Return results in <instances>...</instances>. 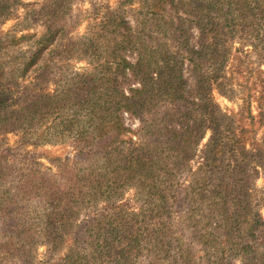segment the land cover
I'll return each mask as SVG.
<instances>
[{"label":"trees","instance_id":"1","mask_svg":"<svg viewBox=\"0 0 264 264\" xmlns=\"http://www.w3.org/2000/svg\"><path fill=\"white\" fill-rule=\"evenodd\" d=\"M129 2L131 0H121L120 4ZM186 4L190 6L187 12L192 25L185 26L181 22L170 29V33L169 27L161 30L173 40L174 50L162 45L148 49L140 38L135 43L136 35L132 36L124 26L121 32L120 24L111 18L110 36L127 40L131 48L138 49L137 62L134 65L125 62L122 66L123 71L129 69L127 80L137 87L130 88L125 95L115 88L116 78H108V93H95L100 100L99 110L92 107L93 99L85 85H72L53 95L27 94L25 90L15 93L11 83L6 82L11 76L3 67L7 62L0 61V131L3 133L29 123L32 118L42 117L49 104L54 109L59 106L75 109L78 105L90 109L91 115L99 113L96 134L104 135L103 126H107L108 140L115 143H121L122 132H127L122 113L138 119L141 124L139 136L144 145L130 143L121 150L116 143L108 151L96 149L90 153L102 155L100 164L95 161L81 164V160H74L70 165H63L57 175L45 172L49 175L48 181L35 180L38 183L33 186L39 195L34 198L45 200L44 210L51 218L48 225L52 231H58L62 224L69 225L86 207L87 196H93L96 202L106 198L113 210L118 208L114 205L119 188L134 187L139 201V195L146 197L144 207L137 213L119 209L91 223L84 237L92 241L80 242L68 256L69 264H85L82 260L94 264L93 258L88 259L94 253L101 264H193L192 255L197 251L202 252V261L197 264H234L235 261L264 264V254H258L264 220L251 195L256 167L264 165V141L251 143L247 148L241 122L234 115L222 112L213 99V91L223 93L227 81L224 65L230 54V37L239 32L247 34L252 28L264 32V0H187ZM8 10V0H0V23L7 19ZM192 29L197 32L195 43H191ZM51 34L48 28L38 42L45 45L52 42ZM2 50L0 38V56ZM41 51L37 49L33 55L38 57ZM33 60L34 57L24 64L25 69ZM185 63L189 72L187 78L182 68ZM260 88L257 97L260 111L252 117L247 110L245 116L251 120V126L257 127L264 123L261 107L264 79ZM104 100L108 102L105 112ZM155 109L156 113L163 112L160 126L157 121L152 124L147 119L149 112L155 114ZM239 114L242 116V111ZM206 131H210V136L201 151L202 161L197 169L201 173L193 174L187 186L190 189H183L186 192L183 211L188 221L184 230L192 232L189 239H184L170 232L171 216L167 213L166 221L165 212L170 193H176L177 186L181 187L178 178L188 174L187 166ZM1 165L5 166L0 155V264H28L30 252L23 241L17 239L25 229L18 230L17 235L12 232L11 216L21 207L11 204L16 203V199L10 186L3 182L14 178V184L19 186L11 189H19L20 196L25 198L24 181L33 180L30 176L21 178L9 174ZM85 182L89 183L87 195L81 189ZM156 200L160 210L149 227L146 217L149 206L153 205L151 202ZM192 217L193 223L189 221ZM49 239L54 241L55 237L50 234ZM83 245L91 251L87 252Z\"/></svg>","mask_w":264,"mask_h":264},{"label":"rangeland","instance_id":"2","mask_svg":"<svg viewBox=\"0 0 264 264\" xmlns=\"http://www.w3.org/2000/svg\"><path fill=\"white\" fill-rule=\"evenodd\" d=\"M120 2L121 0H8L9 15L0 23V38L3 41L0 61L7 62L3 67L7 74L11 73L6 79L7 83H11V90L15 93L25 90L27 94L53 95L60 94L64 88L72 85H85V90H89L93 99L90 101L92 107L99 110L100 100L96 98L95 93H108V78L115 77V88L125 95L130 88L137 87L134 82L127 80L129 69L123 71V67L125 62L131 65L137 62L138 49L131 48L127 40L110 36L108 28L111 18L120 24L121 32L124 26L132 36L136 35L135 43L140 38L148 49L162 45L174 50L173 40L161 30L169 27L170 33V29L181 22L185 26L192 25L189 21L191 16L187 12L190 6L186 4L187 0H131L124 4ZM48 28L52 31V42L40 44L38 40L46 34ZM191 33V43H195L197 32L192 29ZM37 49L42 50L38 57L33 55ZM229 49V58L224 65L227 81L222 88L223 93L213 91V99L222 112L234 115L241 122L245 131V145L249 148L251 143L264 141V123L259 127L255 124L251 126V120L245 117L247 110L252 117L260 111L257 97L261 91V81L264 79L263 30L252 28L247 34H234L229 39ZM33 57L34 62L25 69L24 64L30 62ZM182 68L184 77L187 78L189 72L186 63ZM51 105L49 104L42 117L32 118L29 123L13 130L4 133L0 131V155L5 165H1L2 169L9 174L20 175L21 178L30 176L33 180L24 181L27 190L25 198L20 196L19 189H11L19 186L14 184V178L3 182L10 186L16 199V203L11 204L21 207L20 211L16 209L11 216L12 232L17 235L18 230L25 229L17 239L23 241L30 252L28 264H69L67 258L80 246V242L92 241L91 238L84 237L91 223H96L103 215L107 217L119 209H124L127 213H137L140 207H144L143 202L146 199L145 195L141 194L139 201L134 187L119 188L116 196L118 200L114 205L118 208L113 210L106 198L96 202L93 196H87L89 201L86 207L78 212L69 225L62 224L58 231H52L53 228L48 225L51 218L47 217V210H44L45 200L41 202L34 198L39 195L33 186L38 183L35 180L48 181L49 175H45V172L57 175L59 169L64 168L63 165H70L74 160H81V164H87L88 161L100 164L102 155L90 153L93 150L108 151L116 143L123 150L130 143L140 146L144 145V142L139 136V120L126 113H122L121 117L127 132H122L121 143H115L108 140L110 136L107 126H103L104 135L96 134L94 129L97 127L95 123L99 121V113L91 115L90 109L78 105L75 109L65 106L54 109ZM261 107L264 110V104ZM107 108L108 102L105 101L104 112ZM241 111L242 116L239 114ZM152 113H148V121L152 124L157 121V126H160V123H163V112L156 113L155 109V114ZM209 136L210 131H206L195 148V157L187 166L188 174L178 178L182 188L177 186L176 193H170L165 220L168 221L169 214L170 232L176 237L189 239L192 233L190 229L184 230L188 221L183 211V200L186 196L183 189H190L187 186L191 183L193 174L201 173L197 169L202 161L201 151ZM129 139L132 142H129ZM256 170L257 176L251 182V195L264 220V165L257 166ZM60 181L62 180L59 179ZM88 187L89 183L85 182L81 188L86 195L90 192ZM151 203L153 205L149 206V214L146 217L149 227L151 219L156 217L160 210L157 200ZM71 207L75 208V205L71 203ZM189 221L195 222L193 217ZM57 224L60 225L58 222ZM261 230L258 240L259 255L264 254V226ZM50 234L55 237L54 241L49 239ZM82 247L87 252L91 251L87 245ZM200 255L202 256L200 251H197L195 256L192 255L193 264L202 261ZM91 258L94 264L102 262L96 253L88 257L90 260ZM82 261L87 264V261ZM234 264L241 262L235 261Z\"/></svg>","mask_w":264,"mask_h":264}]
</instances>
